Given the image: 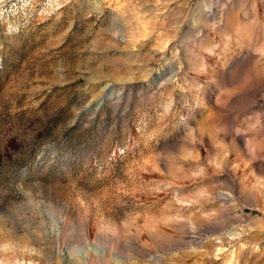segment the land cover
Wrapping results in <instances>:
<instances>
[{
    "label": "rangeland",
    "instance_id": "1",
    "mask_svg": "<svg viewBox=\"0 0 264 264\" xmlns=\"http://www.w3.org/2000/svg\"><path fill=\"white\" fill-rule=\"evenodd\" d=\"M0 264H264V0H0Z\"/></svg>",
    "mask_w": 264,
    "mask_h": 264
}]
</instances>
